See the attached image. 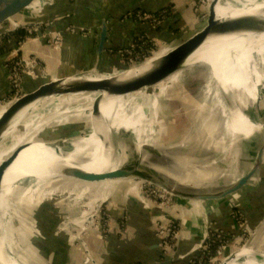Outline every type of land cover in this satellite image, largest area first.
<instances>
[{
  "label": "rangeland",
  "instance_id": "374dc122",
  "mask_svg": "<svg viewBox=\"0 0 264 264\" xmlns=\"http://www.w3.org/2000/svg\"><path fill=\"white\" fill-rule=\"evenodd\" d=\"M191 1L193 4L192 13L194 16L193 22L190 21L188 24V31H183L182 35H180V37L177 36L173 42L165 43L156 40V42L151 43L143 51L138 52V56H136L137 60L133 62L137 64H131L132 62H130L128 67L131 65H140L146 59L150 60L155 57L163 56L169 52L172 47L186 40L206 25L209 13L208 1ZM200 1L201 4L199 3ZM258 1L259 3H262L264 0ZM28 13L29 14L24 13L19 19L0 28V36L2 34H11L18 29H26L27 32H31L34 34L33 36H36L35 30H37L39 23L36 22L38 15L34 17V14H38L37 9L32 8L30 11L28 10ZM31 14L33 16H31ZM29 23H34L35 25L31 26ZM53 27H56V25ZM254 37L256 38L257 34H255ZM30 38L31 37L28 39ZM257 49L260 52V56L255 57L252 69L255 82L258 87H260L259 94L255 100L251 98L245 99V103L248 106H245L243 113L253 123L261 125L264 120V112H262V110H264V34L259 37ZM25 58H27V55ZM30 58L33 59V57ZM89 73L93 72L80 74L78 76H84ZM211 75V66H206L201 63L192 65L188 64L180 72L175 73L165 82L150 89V92L148 93L156 95L153 98L147 96L146 90H143L141 93L139 92V94L132 99L130 98V107L133 109L132 114L134 128L137 132L136 134H138V137L142 142L154 146L161 154L159 157V154L156 155L153 152L146 153V150L142 152L143 155H145L144 153L148 155V159L146 155L144 156L146 161H148V163L145 162L144 164L148 167H150L149 165H154V167L152 166L153 168L150 167L151 170L149 169L147 171H150L149 174L151 173L154 176H159L158 178H160L161 181L166 182L171 187H177L179 185L174 179L167 175L168 173L174 174L178 178H186L190 176L193 179H197L199 173L195 172L196 170L205 176L212 175V173H209L208 171L211 170L216 175L215 184L218 185V188H222L229 184L233 185L238 181L233 176V172L236 171V169L234 170L233 168L235 159L237 163L236 166L242 168L243 164L248 161V157L254 156L253 163L251 164L252 166L254 165L259 145L251 147L250 144L251 140L257 141L259 139V130L262 131V127L261 129H257L253 135L248 138V143L246 138L242 136H238L235 140L231 141L226 137L225 132L223 131L224 127H222L225 123L224 121H226V117L222 112L220 101L215 94L216 89L212 92L209 90ZM48 78L49 68L48 70L46 69L44 73V79L47 80ZM15 98L16 97L12 96L10 100L8 99L3 102L0 105L1 109L8 108L13 103L9 101L14 100ZM228 98H230V105H233L235 103L233 93L228 95ZM44 101L42 102V105L36 109L37 111L34 115L28 114L26 115L27 117L25 116L26 118L24 117L25 119L23 118V121L19 120L20 123L19 121L14 122V127L20 126L18 130L19 133L15 137H12V132L14 131L10 132V130L6 136L1 137L0 164L8 156L12 155L13 152H21L19 158L15 161L17 162L31 150L38 146H43V144H41L42 142H53L66 137L69 139L71 136L80 138L96 137L100 141L101 138L106 136L110 137L116 133L119 127L116 106L113 103V100H111V97H107L106 95H103L101 98L100 106L98 107L99 109L93 105V100L86 102L69 96H56L45 102ZM255 105L257 107H254ZM66 109L69 110L68 113L71 114H66L63 117L65 119H62L61 115H59L56 118H52L50 122L48 121L50 120L48 118L55 116L54 113L57 114L59 110L62 111ZM219 110H221L223 118L220 116ZM4 111L1 110L0 117ZM96 112L103 116L101 121L102 126L99 127V129L95 127L96 121L93 119L95 118L94 116L96 115ZM21 113H23V111ZM215 115L218 116L216 122H218L217 124L219 126L214 135H212L213 139L211 142V139L209 140L208 138V124L212 122V118L216 120ZM15 119L16 117L14 120ZM25 121L27 122L26 127H29L26 129V132L23 125H21ZM35 123L36 125H34ZM32 126L35 127L32 128ZM71 126L75 127L77 130L73 128V130H70L73 131V134L67 136L68 128ZM209 127H214V124H210ZM136 139L137 137L131 132H122L120 136L115 137L114 140L117 149V156L126 157L122 164L135 161L134 157H137L138 159L139 148ZM28 146L30 147L28 148ZM250 150L252 152H250ZM140 157H142V155ZM136 161H139V159ZM140 161L143 164L142 158H140ZM231 162L232 164H230ZM155 165L160 167L162 171H158ZM153 169L155 171H153ZM249 170H247L245 174ZM156 171L158 173H155ZM254 177L256 178V176ZM26 180L28 179L20 182L19 191L9 199L4 208L2 223H5L7 238L12 241L11 251L13 257H17L22 262H25V264H49L48 260H43L40 249L44 240L47 239L48 243H50L52 237L49 236L47 231L46 233L43 232L44 227L46 226V217L39 214V211L44 207L55 208L56 206V208L60 209V214L64 216L63 222L65 221V223H62L59 226V229L61 228L60 231H62V234L69 237L71 242L70 255L75 250H80L84 264H96L89 244V237L92 232L96 231L99 232L100 238L102 236L105 237V235L109 233V223L111 218L109 208L113 203L112 198L109 196L105 198V200L103 199L92 208L93 210L90 211V196L77 199L75 194L71 193V189L75 187V184L79 185L78 188L83 187V185L76 181L62 178L53 181L51 184V187L61 186V192H57L53 197L46 198L38 204L32 203V201H29L27 198L31 195H34L31 197V200L32 198H38V195H35L36 184L33 180ZM252 181H254V179H252ZM128 184H133V186L136 185L139 197L146 198L152 205L162 208V210L165 211V215L169 218L168 212L175 206V200L178 198L169 193L168 195L162 194L161 188L147 183L144 180L132 179L131 183H123L121 186L127 187L129 186ZM66 186L67 188H64ZM202 186L208 188L210 187V184H203ZM128 189H131L132 192L135 190V187H129ZM184 190L186 192L189 191L185 188ZM202 193L204 192L202 191ZM123 195L125 194L123 193ZM159 196H162V198ZM71 206L73 209L72 211H70ZM83 211L85 212V218L82 216L84 213ZM234 217L236 222L239 225H242L239 230L233 232L224 229L218 221L213 220L211 222L212 227L210 226L212 231L210 234L207 233L206 237L203 238V241L199 243V248L197 250L198 254L195 257H189L187 264H191L193 261L196 263L199 262L197 258L204 246H202V243L205 242L208 237L209 239H213L215 234L221 235V239L218 241L220 242L219 247L221 254H217L212 261H209L206 264H221L222 261L230 255L250 246L255 247L259 253L264 254V227L262 229H259V227L249 228V225L242 214L238 213ZM169 222H175L176 230L180 234V221L170 217ZM158 223L156 224V235L158 229L163 225ZM223 236L225 238H223ZM209 239H207L206 243L209 242ZM177 240L178 238L174 239L173 235L170 236L169 241L171 248L166 253L174 248ZM227 242V249L224 250V245L222 244ZM162 249L167 250L164 246H162ZM216 250H219V248L216 247ZM70 264H72L71 261ZM201 264H204V261H202Z\"/></svg>",
  "mask_w": 264,
  "mask_h": 264
},
{
  "label": "crops",
  "instance_id": "0c3cea01",
  "mask_svg": "<svg viewBox=\"0 0 264 264\" xmlns=\"http://www.w3.org/2000/svg\"><path fill=\"white\" fill-rule=\"evenodd\" d=\"M48 1L43 0L33 4L28 10L30 11L34 8L39 12ZM192 8L191 0H52L36 22L40 24L53 22V26L56 25L55 28L63 34L61 45L58 48L54 47L47 39L41 36L37 37L36 33V36L25 41L26 44L23 51L26 53L32 52L44 61L47 70L49 68V78L47 80L96 71V46L100 32V22L102 19H106L109 33L99 71L114 74L113 72L122 70L124 64L120 57L110 53V50L128 47L143 28L136 22L127 21V12L136 9H145L148 12H157L163 9L169 10L168 19L160 30L149 31L151 37L157 39V41L168 43L173 42L177 36L180 37L183 31H188L189 22H193L194 14L192 13ZM28 10L25 12L26 14H29ZM71 27L76 30L75 33L69 31ZM8 47L10 48L11 45ZM14 50L15 48L10 52ZM8 56V53H0V105L6 101L10 92L9 72L6 67ZM47 80L44 78L37 80L27 78L25 81L26 87H34ZM148 92L150 90H147V96L151 98L156 96L149 95ZM4 109L6 110L7 108L1 109L0 107V113ZM36 111L31 114L34 115ZM68 112L69 110L67 109L59 110L57 114L54 113V117L48 118L50 119L48 121L50 122L52 118H56L59 115H61L62 119H65L63 117L66 114H71ZM219 112L223 118L221 110ZM217 115H215L216 120L212 118L210 123L214 124V127H209L210 124H208V138L209 140L211 139V142L213 139L212 135H214L219 126L218 122H216ZM26 124V121L21 124L25 132L29 128L26 127ZM15 127L12 129L14 132L11 131L13 133L12 137L19 133L20 126ZM222 127H224L223 131L226 137L231 141L232 137L229 136L225 125ZM73 128L77 130L71 126L68 128L67 136L73 134V131H70ZM258 137L257 141L251 140V147L254 145H259L260 147L263 143V130H259ZM71 138L75 137L71 136ZM247 139L248 143L249 139ZM250 152L252 151L250 150ZM248 158L242 168H238L236 159L234 160L233 168L236 171L233 172V176L237 180L252 166L254 156ZM208 171L212 173L210 175L212 179L208 183H202L198 186L182 185V188L193 192H215L225 188H218V185L215 184V173L211 170ZM254 176H256V178H252L254 181L251 179L248 185L239 192L222 200L192 202L181 198L176 199L175 206L169 210L168 216L180 221L181 231L174 248L168 253L164 252L160 245V239L156 235V224L160 222L167 225L169 222L165 211L152 205L146 198L139 197L136 185L116 187L110 193L113 203L109 208L111 217L109 233L105 237L102 236L100 238L99 232L96 231L92 232L89 237V244L95 263L187 264L189 257H195L198 254V245L206 237L208 222L216 220L222 228L236 232L242 226L236 222L234 217L238 213L244 216L249 228L259 227V229H262L264 227V151L261 167ZM203 184H210V187L205 188L202 186ZM231 185L229 184L226 187ZM128 187H135V190L128 193ZM55 208H51L52 219L50 220L55 246L57 247L61 243L65 246L66 242L71 246L69 237L62 234L61 228L59 229V226L65 223V221L63 222L64 216L60 214V209ZM72 210L71 206L70 211ZM70 253L71 250L69 249L72 264H84L80 250H75L71 255Z\"/></svg>",
  "mask_w": 264,
  "mask_h": 264
},
{
  "label": "bare ground",
  "instance_id": "6f19581e",
  "mask_svg": "<svg viewBox=\"0 0 264 264\" xmlns=\"http://www.w3.org/2000/svg\"><path fill=\"white\" fill-rule=\"evenodd\" d=\"M41 1L43 0H37L33 4ZM257 1L258 0H220L216 7L217 17L220 19H227L251 14L264 19V1L262 3ZM261 35L262 34H257L256 38L254 37L255 35L241 34L230 37L210 39L186 64L192 65L201 63L206 66H211L212 75L209 82V90L210 92L215 89L217 90H215V94L220 101L222 112L226 117L224 125L227 129V132L229 133V136L232 137V140H235V138L238 136L249 138L257 129L262 127V125H256L253 123L243 113L245 106H248L245 103V99L251 98L255 100L259 94L260 87H258L255 82L252 67L255 57L260 56L257 46L259 44V37ZM159 57H155L150 60L146 59L138 66H141L138 69L137 66H132L127 72H122L121 70L113 72L114 74L117 73V75H100L96 71H93V73H89L84 76L71 77L68 79V81L77 82L111 78L118 76L121 74V72L125 73V76L133 75L136 72H141L147 69L149 65ZM231 93L234 95L235 103L233 105H230V98H228V95ZM138 94L139 93L118 98L111 97V100H113V103L116 106L117 118L119 120V127L116 133L113 134L114 138L119 136L118 132H120V130H123L124 132H131L137 137L136 142L138 144V151L140 153L142 146L147 143L142 142L138 137V134H136L137 132L134 128L132 114L133 109L130 107V100ZM148 94L153 95L151 93ZM52 98L53 97L49 99ZM16 99L17 98L9 102H14ZM49 99H45V101ZM43 101L44 100H40L30 105L25 110H23V113L17 115L16 119H13V121L7 126L2 136H6L9 130L10 132L12 131L14 122H18L19 120L23 121L27 117L26 115H30L34 110L41 106ZM94 117L95 118L93 119L96 121L95 127L99 129V127L102 126L101 121L103 116L102 114L96 112ZM113 135L111 136L113 137ZM111 136H106L107 138L103 137L100 141L96 137H75L69 139L66 137L53 142H42L41 144H43V146H38L31 150L27 153V155L19 159L17 162L15 161L19 158L21 152H13L12 155H16L4 170L1 183L0 215L2 220L4 216L5 205L8 203L9 199L19 191L18 189L20 188V182L25 179L33 180L36 184L35 195H38V198H32L31 200V197L34 195L26 198L29 199V201H32V203L37 204L46 198L53 197V195H56L57 192L62 191L61 186L51 187L53 181L62 178L68 179L70 181H76L83 185L84 188H78L79 185L75 184V187L71 189V193H74L77 199L90 196V211L93 210L92 208L96 206L98 202L111 196L110 193L116 187H122L121 184L123 183H131L132 179H124L90 184L68 178L63 174L65 169L72 168L78 169L88 175L104 174L119 168L120 165H122V163L125 161L126 157H121L119 155L117 156V149L115 146L116 144H114V140L111 138ZM50 144L53 145L50 146ZM29 147L30 146H28V148ZM114 153L116 156L115 158L113 157ZM140 154L142 155L140 158H142L143 164L145 162L148 163V161H146L144 158L146 153H144L145 155H143V153ZM146 156L148 159V155ZM149 166L151 168L154 167V165ZM156 169L158 171H162L160 167L156 166ZM195 172L199 173V177H197V179H193L190 176L186 178H178L176 175L169 173L167 175L174 179L177 184L185 186H198L202 183H208L209 180L212 179L210 177L211 174L205 176L198 170ZM64 188H67V186ZM128 192H131V189H128ZM189 201L197 202L193 200ZM84 214L85 212L82 214L83 218H85ZM3 226L6 235L4 222ZM7 242V247L10 251L11 257L6 258V261L8 262L9 260L11 264H25V262H22L17 257H13L11 251L12 241L7 238ZM0 263L5 264V259L1 254ZM221 264H264V254L259 253L255 247H245L234 253L232 258L230 256L229 258L224 259Z\"/></svg>",
  "mask_w": 264,
  "mask_h": 264
},
{
  "label": "water",
  "instance_id": "95a60500",
  "mask_svg": "<svg viewBox=\"0 0 264 264\" xmlns=\"http://www.w3.org/2000/svg\"><path fill=\"white\" fill-rule=\"evenodd\" d=\"M37 0H0V28L8 23H12L19 19ZM209 5V13L206 21V25L194 33L192 36L182 41L178 45L172 47L169 52L154 60L147 69L141 72H136L133 75L125 76L131 67H126L121 70V74L111 78L90 80V81H77L69 82V77H77L78 75H71L68 77L52 78L47 81L41 82L34 87H26L22 95L18 96L2 114L0 117V139L7 126L13 121V119L25 110L30 105L44 99H49L56 96H69L78 100L89 102L93 100L95 107L100 106V100L103 95L107 97H125L133 94H137L143 90H150L154 87L165 82L168 78L177 72H180L186 67L189 60L195 55L197 51L210 39L230 37L236 35H255L264 33V19L255 15H243L238 17H232L227 19H220L217 17L216 7L220 0H207ZM30 24V23H29ZM34 26L35 24H30ZM109 27L106 19H102L100 22V32L96 46L97 67L96 72L100 75H108L110 73H102L99 71V66L102 62L105 44L108 38ZM137 65V69L140 68ZM80 77V76H78ZM257 107V106H255ZM262 130L264 134V120L262 122ZM91 131V128H90ZM123 130H120L119 136ZM111 138H114L111 136ZM115 144V140L113 141ZM53 144H50L52 146ZM116 146V145H115ZM131 147V146H130ZM134 148V147H132ZM131 148V150H132ZM137 150V149H136ZM146 150L145 152H153L156 155L160 152L151 145L145 144L141 148ZM264 151V141L260 145L257 152L254 165L251 169L240 177V179L229 187H225L215 192H186L182 185L177 187H171L164 181H161L159 176H154L147 170L150 169L140 161V153L137 157H134L135 161H130L120 165L119 168L112 170L104 174H92L88 175L78 169H65L63 174L74 180L84 183H101L105 181H115L124 179H139L144 180L147 183L158 186L167 193L185 200H193L197 202L222 200L233 194L239 192L245 186L248 185L250 180L258 172L262 164ZM16 154L8 156L0 164V193L3 172L10 164ZM134 156V153H133ZM115 158V153L113 155ZM138 162V163H137ZM151 170V169H150ZM153 171H155L153 169ZM155 173H158L157 171ZM7 237L4 232V226L0 215V254L5 259V264H11L6 258L11 257L8 250ZM70 244L66 242L65 245V264H70L69 256ZM234 254L230 255L231 258ZM229 256V257H230ZM228 257V258H229ZM1 264V263H0ZM139 264V263H138Z\"/></svg>",
  "mask_w": 264,
  "mask_h": 264
},
{
  "label": "built area",
  "instance_id": "2783aa9c",
  "mask_svg": "<svg viewBox=\"0 0 264 264\" xmlns=\"http://www.w3.org/2000/svg\"><path fill=\"white\" fill-rule=\"evenodd\" d=\"M51 2L52 0H49L48 2H46V4L42 6L43 9H41L38 12V14H34V17L37 15L38 17H40L45 7L47 5H50ZM199 3L201 4V1ZM168 16H169V13H167L164 10L160 12H148L145 9L129 11L126 14V20L129 22H136L143 28L140 34L134 39V41L128 47L119 49L117 51L112 49L110 50V53L118 55L120 59L122 60L124 66L126 67L130 65V62H132L131 64H137L133 62L137 60L136 56H138L137 55L138 52L143 51L151 43L156 42L157 40L151 37V35L149 34V31L158 30L159 28H161L167 21ZM38 26H37V30H35L37 33V37L41 36L42 38L47 39L48 42L54 47L58 48L61 45L63 34L60 30H57V28L53 27L52 22H45L41 24V26L39 23ZM69 31L75 33L76 30L71 27L69 28ZM25 44H26L25 41L22 43L20 42L17 43L16 49L8 56L6 60V67L9 72V84H10V92L6 100L8 99L10 100L12 96L17 98L18 96L22 95L23 91L26 88L25 81L27 78H30L32 80L44 78V73H45V70L47 69L44 61L40 57L34 55L32 52L31 53L24 52L23 50L25 48ZM26 55H27V58H25ZM30 57H33V59H31ZM132 66H137V65H131L130 67ZM161 193L164 195H168V193L164 192L163 190ZM159 197L162 198V196H159ZM78 222H81V221H78ZM210 223L211 222H209V226L207 230V233L209 234L212 231V229H210V226L212 227V223L211 224ZM168 224L167 225L163 224L162 227H160L157 231V237L161 241L160 244L167 249V250H164L165 253L171 248L170 241H169L170 236L173 235L174 239L179 237V233L175 227V222H168ZM224 236L223 238H225ZM207 239H209V237ZM207 239L205 240V242L202 243V246L203 245L204 246L201 251L203 252L200 251V254L198 255V258H197L199 262L196 263L193 261V263L191 264H201V262L205 260L209 262V261H212V259L215 258L217 254H221L220 247H219L220 242H218L221 239V235L215 234L213 236V239L210 238L211 240L210 239L208 240L211 243L209 242L206 243ZM215 243L218 244L217 247L219 248V250H216L215 254L210 255V252H209L211 248L210 246L215 245ZM226 244H228V242L222 244L224 245V250L227 249Z\"/></svg>",
  "mask_w": 264,
  "mask_h": 264
},
{
  "label": "trees",
  "instance_id": "16d2710c",
  "mask_svg": "<svg viewBox=\"0 0 264 264\" xmlns=\"http://www.w3.org/2000/svg\"><path fill=\"white\" fill-rule=\"evenodd\" d=\"M138 10V9H136ZM167 13H169V10H165ZM160 10V11H163ZM133 11V10H132ZM157 11V12H160ZM128 13V12H127ZM160 30V28H159ZM156 31V30H155ZM34 34H31L30 32H27L26 29H18L15 30L13 33L8 34V35H4L2 34L0 36V53L4 54V53H10L11 50H13L14 48L16 49L17 47V43L19 42H24L26 41L29 37H33ZM11 45V47L9 48L8 46ZM12 47H14L12 49ZM119 49H115V51H117ZM188 71V70H187ZM50 207V206H49ZM51 208H46L44 207L43 209H41L39 211V214H41L42 216L46 217L45 219V223L46 226L44 227V233H46V231L49 233V236L52 237L50 239V243H48L47 239L44 240V243L41 245V256L43 258V260H48L49 264H65V246L64 244H60L59 246H55L54 243V239L51 233V227H50V220L52 219V213H51ZM211 243V242H209ZM218 246V244L215 243V245L210 246V255L215 254L216 251V247ZM208 261L205 260L204 264H206Z\"/></svg>",
  "mask_w": 264,
  "mask_h": 264
}]
</instances>
